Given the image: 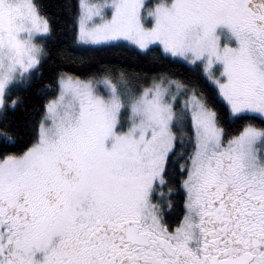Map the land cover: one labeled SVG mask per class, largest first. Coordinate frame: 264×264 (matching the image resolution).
I'll list each match as a JSON object with an SVG mask.
<instances>
[{"label":"snow or ice","instance_id":"snow-or-ice-1","mask_svg":"<svg viewBox=\"0 0 264 264\" xmlns=\"http://www.w3.org/2000/svg\"><path fill=\"white\" fill-rule=\"evenodd\" d=\"M0 264H264V0H0Z\"/></svg>","mask_w":264,"mask_h":264}]
</instances>
